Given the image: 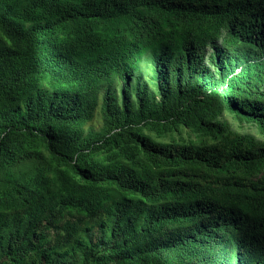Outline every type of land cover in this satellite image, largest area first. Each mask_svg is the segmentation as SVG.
<instances>
[{
	"label": "trees",
	"instance_id": "obj_1",
	"mask_svg": "<svg viewBox=\"0 0 264 264\" xmlns=\"http://www.w3.org/2000/svg\"><path fill=\"white\" fill-rule=\"evenodd\" d=\"M0 264H264V0H0Z\"/></svg>",
	"mask_w": 264,
	"mask_h": 264
},
{
	"label": "rangeland",
	"instance_id": "obj_2",
	"mask_svg": "<svg viewBox=\"0 0 264 264\" xmlns=\"http://www.w3.org/2000/svg\"><path fill=\"white\" fill-rule=\"evenodd\" d=\"M97 115V114H96ZM226 118L228 119V121L231 123V125L234 127L235 130H237L238 132H251L254 135H256L258 138H261L260 134L258 133L257 129L254 126H251L247 123H244L243 126H239V124L236 122V120H234L231 116L225 114ZM99 121L100 118L97 116L95 117V128L99 127ZM66 221V218L64 219V221H60L56 224V227H52L50 229L47 230V239L50 240L51 242L55 239L56 236L59 235H63L64 232L60 230L62 224ZM87 225V224H86ZM88 231L89 234L91 236V238L93 239V242L96 241L97 239V235H98V230H97V226H90L88 227Z\"/></svg>",
	"mask_w": 264,
	"mask_h": 264
}]
</instances>
